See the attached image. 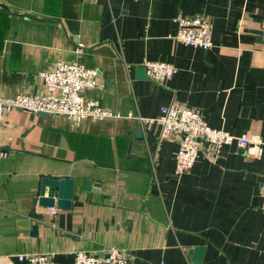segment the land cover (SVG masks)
<instances>
[{
	"label": "crops",
	"instance_id": "crops-1",
	"mask_svg": "<svg viewBox=\"0 0 264 264\" xmlns=\"http://www.w3.org/2000/svg\"><path fill=\"white\" fill-rule=\"evenodd\" d=\"M197 15L208 49L176 39V18ZM58 61L96 69L85 97L143 121L74 126L12 110L0 126V256L74 264L78 251L117 248L134 264H192L203 247L199 264H264V150L250 158L233 143L209 158L200 142L176 176L177 142L154 121L178 104L211 128L264 140V0H0V97L42 94L39 74ZM146 61L176 71L164 83L138 78ZM40 176L74 179L69 209L33 205Z\"/></svg>",
	"mask_w": 264,
	"mask_h": 264
},
{
	"label": "built area",
	"instance_id": "built-area-1",
	"mask_svg": "<svg viewBox=\"0 0 264 264\" xmlns=\"http://www.w3.org/2000/svg\"><path fill=\"white\" fill-rule=\"evenodd\" d=\"M178 32L176 39L186 45L208 49L211 42L210 25L204 15L176 18ZM147 78L156 83L167 82L175 73L172 64L146 61L143 64ZM44 85L42 94L18 93L12 97H0V126L12 110H22L32 114L43 113L69 120L74 126L83 123L102 122L109 119L131 118L139 122L143 119L128 113L126 116L104 107L98 99L87 98L86 90L99 85L96 69L87 68L77 61H58L48 71L40 72ZM161 125L163 135L177 142L174 175L187 173L197 160L204 142L206 157L213 158L224 145L235 143L250 158H259L264 150V140L258 136H235L226 131L208 126L194 110L178 104L170 105L165 114L154 119ZM144 122H153L152 119ZM262 209L264 210V175L261 188ZM56 212L55 206L49 207ZM16 259L26 264H56L52 254H18ZM0 264H14L10 256H0ZM74 264H134L125 253L117 248H109L101 255L94 252L78 251ZM149 264H164L163 262Z\"/></svg>",
	"mask_w": 264,
	"mask_h": 264
},
{
	"label": "water",
	"instance_id": "water-1",
	"mask_svg": "<svg viewBox=\"0 0 264 264\" xmlns=\"http://www.w3.org/2000/svg\"><path fill=\"white\" fill-rule=\"evenodd\" d=\"M136 73L138 78H147L144 74L143 67L137 68ZM39 114L44 115L43 113ZM138 133H140V129L138 130ZM90 185L91 183L89 181H85L83 189L88 190ZM74 189V179L69 176H40L32 203L34 206L38 205L45 208L56 206L59 209H69L71 207ZM31 233L32 235H36V225L32 227ZM203 252V247H197L194 249L192 264H199L201 262Z\"/></svg>",
	"mask_w": 264,
	"mask_h": 264
}]
</instances>
